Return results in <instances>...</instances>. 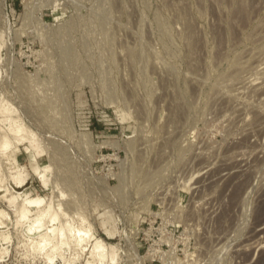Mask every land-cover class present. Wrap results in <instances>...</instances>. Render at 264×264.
Returning a JSON list of instances; mask_svg holds the SVG:
<instances>
[{
  "label": "rangeland",
  "instance_id": "374dc122",
  "mask_svg": "<svg viewBox=\"0 0 264 264\" xmlns=\"http://www.w3.org/2000/svg\"><path fill=\"white\" fill-rule=\"evenodd\" d=\"M0 264H264V0H0Z\"/></svg>",
  "mask_w": 264,
  "mask_h": 264
},
{
  "label": "bare ground",
  "instance_id": "6f19581e",
  "mask_svg": "<svg viewBox=\"0 0 264 264\" xmlns=\"http://www.w3.org/2000/svg\"><path fill=\"white\" fill-rule=\"evenodd\" d=\"M5 112V111H4ZM20 127V126H19ZM17 128V127H16ZM16 132H18V130H16ZM22 132V131H21ZM7 148V147H6ZM44 172H45V170H44ZM45 175V174H44ZM43 174H42V176L41 177H43L44 176ZM39 177V176H38ZM41 177H40V179H41ZM46 177V176H45ZM44 177V178H45ZM21 180V179H20ZM31 202H39V200L38 199H33V200H30ZM19 212H20V215H21V217L22 216H24L25 214H27L26 213V211L24 210V209H22L21 211H20V209H19ZM28 212V211H27ZM52 215H54V214H52ZM51 215V216H52ZM20 217V218H21ZM42 218V217H41ZM55 218H56V216L54 217V216H52V217H50V219L51 220H55ZM37 219V218H36ZM43 220V219H42ZM34 222V221H33ZM35 222H36V220H35ZM34 224V223H33ZM28 226V225H27ZM32 227H33V229H34V226L33 225H30L29 227H28V229L30 230V229H32ZM35 227H36V225H35ZM40 228V227H39ZM39 228H36V229H39ZM56 231V228H54V227H51L50 229H48V234L50 235L52 232H55ZM59 232H60V230H59ZM60 235L62 236V233H60ZM48 238V237H47ZM54 238H52V240H53ZM60 242H62V241H60ZM63 243V242H62ZM46 244V243H45ZM44 243L41 245V246H43V245H45ZM61 244V243H60ZM65 244V243H64ZM54 247H55V245H54ZM59 247V246H58ZM102 245L99 243V242H97L96 243V252H100L102 249ZM56 249H54V251H55ZM97 255H100L99 253H97ZM51 257V256H50ZM103 259V258H102ZM100 260H101V258H100Z\"/></svg>",
  "mask_w": 264,
  "mask_h": 264
}]
</instances>
